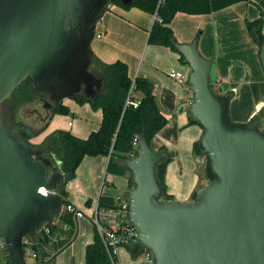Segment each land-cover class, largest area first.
Here are the masks:
<instances>
[{
	"label": "water",
	"instance_id": "water-1",
	"mask_svg": "<svg viewBox=\"0 0 264 264\" xmlns=\"http://www.w3.org/2000/svg\"><path fill=\"white\" fill-rule=\"evenodd\" d=\"M114 1L0 0V239L11 264H29L24 238L61 219L65 172L54 154L42 155L55 165L37 158L42 149L1 117L2 102L30 80L48 97L33 128L41 130L54 102L97 94L103 78L90 70L92 41ZM256 33L264 71V33ZM175 47L191 70L189 112L203 128L199 147L208 182L195 198L164 199L157 166L167 155L141 135L137 154L119 159L133 177L127 218L139 237L132 252L150 251L152 264H264V129L232 118L231 97L212 86L213 60L201 54L197 39Z\"/></svg>",
	"mask_w": 264,
	"mask_h": 264
},
{
	"label": "crops",
	"instance_id": "crops-1",
	"mask_svg": "<svg viewBox=\"0 0 264 264\" xmlns=\"http://www.w3.org/2000/svg\"><path fill=\"white\" fill-rule=\"evenodd\" d=\"M261 15L264 17V0H249L212 13L179 12L171 22L179 42L197 39L201 54L213 60L212 80L221 93L230 95L231 116L233 114L232 118L239 121L250 122L264 108V71L259 59V45L249 34L245 22L247 18L256 19ZM154 21L155 15L137 7L112 4L97 23L92 48L95 56L104 62L123 60L128 64L132 78L140 75L153 83L158 106L168 123L154 136L151 146L156 150L164 146L162 151L172 157L166 169L168 192L175 199L188 200L192 199L199 184L207 183L203 178L205 164L197 160L202 155L193 150L203 128L191 121L189 108L193 103V90L168 75L172 68L185 72L189 69L190 74L189 65L180 59L179 52L148 42ZM233 25L241 26L240 37L236 36ZM262 31L264 33V24ZM63 103L69 106L71 113H53L42 131L31 138L32 143H41L58 129L87 137L100 127L101 108H93L89 102L82 104L71 97L64 99ZM261 126L264 128V118ZM109 159L107 155H86L75 177L66 183L70 201L85 214L77 220L74 238L57 254L52 264H70L71 257L76 259L74 264H85L86 245L94 238L90 215L99 203L100 194L115 196L130 189L128 174L107 172ZM132 247L118 249V264H152L145 255L142 259L139 257L141 253L133 254ZM48 248L54 251L51 242ZM35 262L34 257L28 260L29 264Z\"/></svg>",
	"mask_w": 264,
	"mask_h": 264
},
{
	"label": "trees",
	"instance_id": "trees-1",
	"mask_svg": "<svg viewBox=\"0 0 264 264\" xmlns=\"http://www.w3.org/2000/svg\"><path fill=\"white\" fill-rule=\"evenodd\" d=\"M242 1L249 0H133L129 5L123 4L121 0H115L113 4L124 8L137 7L155 15V21L149 31L148 42L155 45H165L177 51L175 43L178 40L171 26V22L177 13H212ZM245 22L249 34L258 44L256 30H263V15L256 19L247 18ZM199 35L200 31L197 33L196 38ZM180 59L184 62L182 54H180ZM90 70L103 78L101 90L93 97L87 96L84 92L71 97L82 104L89 102L93 108H101L103 111L100 127L97 130H93L87 137L78 136L70 130L58 129L48 135L41 143L34 144L31 142V138L39 134L42 129L26 128L7 119L17 109L32 102L40 94H44L37 91L34 84L28 79H25L1 105V117L13 125L14 131L19 134L21 139L42 149V153L37 155L38 159H42L48 165H55L56 162L53 158L43 157L42 154L47 152L54 154L61 161V166L65 172V184L59 189V192L65 205L71 202L65 185L75 177L76 170L86 155L109 156L107 172L121 175L128 174L129 188L131 189L133 187L132 172L122 167L119 164V159L130 158L137 154V147L134 146V138L136 136L144 135L151 145L154 136L168 123V118L158 106L154 95L153 83L140 75L132 78L129 74L128 64L125 61L116 60L106 63L99 57L94 56ZM133 84L139 103L137 106L133 104L126 106L125 102ZM214 84L212 80V86L216 90ZM53 113L70 114L71 111L69 106L61 100L54 102ZM190 117L191 121H194L192 116ZM263 118L264 108L249 123L263 128L261 126ZM163 149H165L164 146L161 150ZM193 150L196 154L203 155L199 147V141L194 143ZM171 159L172 157L168 156L157 166V173L164 189V199L174 198V195L168 192L166 183V169ZM203 178L207 179L205 170ZM204 185V183L199 184L192 193V198L196 197L198 189ZM98 204L100 207L114 206L115 198L111 194L102 192L99 196ZM64 223L70 224L71 229H64ZM49 226L51 228L50 233L43 232L32 237V249L37 253L34 264H52L57 254L74 238L76 233L74 215L66 209L63 211L60 221ZM62 235L65 237H62ZM50 242L54 246V251L48 248ZM3 250L5 255L2 257L0 254V264H11L7 247H4ZM114 261L118 262L117 256H112L109 253L94 225L93 241L88 243L85 248V264H115Z\"/></svg>",
	"mask_w": 264,
	"mask_h": 264
},
{
	"label": "built area",
	"instance_id": "built-area-1",
	"mask_svg": "<svg viewBox=\"0 0 264 264\" xmlns=\"http://www.w3.org/2000/svg\"><path fill=\"white\" fill-rule=\"evenodd\" d=\"M169 77L175 79L178 83L185 86L186 88L192 89V86L189 84V73L185 72L180 68H172L168 72ZM134 84L132 85L128 97L126 99L125 105L137 106L139 99L137 93L133 89ZM71 124V122H70ZM139 136L134 138V146L138 148ZM134 157V155H133ZM200 163L205 164V156L202 155L197 159ZM42 193H47V190L44 187L40 188ZM130 189L125 193L115 195V205L111 207H100L99 204L94 208L91 216V220L95 227L97 228L106 248L112 256H117L118 249L122 246H133L139 237V230L136 226L130 223L127 218V208H128V193ZM68 210L73 213L74 220L76 221L79 217L84 216V212L78 208L72 202L64 204V210ZM60 221V220H59ZM58 221V222H59ZM57 222V223H58ZM56 224V223H53ZM50 224H47L42 231L39 233H50ZM63 228L70 230L71 226L68 223L63 224ZM38 235V234H37ZM33 236L24 238V246L26 251V257H36L37 253L32 249V240ZM6 247V243L3 239H0V248ZM144 253L145 257L151 260V252L148 250L141 251ZM115 264L118 262L114 261Z\"/></svg>",
	"mask_w": 264,
	"mask_h": 264
},
{
	"label": "flooded vegetation",
	"instance_id": "flooded-vegetation-1",
	"mask_svg": "<svg viewBox=\"0 0 264 264\" xmlns=\"http://www.w3.org/2000/svg\"><path fill=\"white\" fill-rule=\"evenodd\" d=\"M48 99L47 95L40 94L35 100L29 102L20 108L24 122L29 126L34 128L38 121L39 112H44V101Z\"/></svg>",
	"mask_w": 264,
	"mask_h": 264
},
{
	"label": "rangeland",
	"instance_id": "rangeland-1",
	"mask_svg": "<svg viewBox=\"0 0 264 264\" xmlns=\"http://www.w3.org/2000/svg\"><path fill=\"white\" fill-rule=\"evenodd\" d=\"M233 28L236 30V36H237V37H240V36H241V31H243L242 28H241V26H239V25H236V26L233 25ZM190 71H191V70H190ZM188 73H189V69H188ZM213 82H214V79H213ZM214 83H215V82H214ZM214 85H215L216 90L220 91L219 87L216 86V83H215ZM4 104L7 105L6 103H4ZM232 116H233V114H232ZM7 119L11 120L13 123L15 122V123H17V124H20V125H22V126H24V127H26V128L28 127V128H30V129H33L32 127H29V126L24 122V119H23L22 113L20 112V108L17 109L15 112H13L11 117L8 116ZM234 120H236V119H234ZM204 169H205V166H204ZM205 174H206V173H205ZM204 182H208V180L204 178ZM122 190H123V189H121V192H122ZM4 253H5V252H4L3 248H0V254L2 255V257L5 255ZM143 255H144V253H141V255H139V257L142 258V259H145V258H143ZM2 257H1V260H2ZM27 258H28L29 261H31V256H28ZM72 259H74V263L76 262L75 257H71V258H70V264H71Z\"/></svg>",
	"mask_w": 264,
	"mask_h": 264
}]
</instances>
